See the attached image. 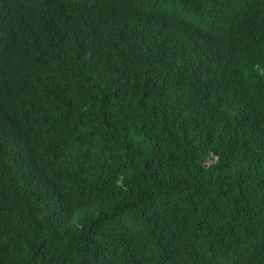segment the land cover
<instances>
[{
    "label": "trees",
    "instance_id": "trees-1",
    "mask_svg": "<svg viewBox=\"0 0 264 264\" xmlns=\"http://www.w3.org/2000/svg\"><path fill=\"white\" fill-rule=\"evenodd\" d=\"M0 264H264V0H0Z\"/></svg>",
    "mask_w": 264,
    "mask_h": 264
}]
</instances>
